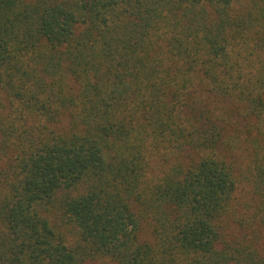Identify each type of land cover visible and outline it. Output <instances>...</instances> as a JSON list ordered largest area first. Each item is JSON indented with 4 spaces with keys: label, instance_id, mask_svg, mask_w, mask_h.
I'll use <instances>...</instances> for the list:
<instances>
[{
    "label": "trees",
    "instance_id": "trees-1",
    "mask_svg": "<svg viewBox=\"0 0 264 264\" xmlns=\"http://www.w3.org/2000/svg\"><path fill=\"white\" fill-rule=\"evenodd\" d=\"M0 264H264V0H0Z\"/></svg>",
    "mask_w": 264,
    "mask_h": 264
},
{
    "label": "rangeland",
    "instance_id": "rangeland-1",
    "mask_svg": "<svg viewBox=\"0 0 264 264\" xmlns=\"http://www.w3.org/2000/svg\"><path fill=\"white\" fill-rule=\"evenodd\" d=\"M216 103H220L218 100L216 101ZM221 104V103H220ZM226 104V103H225ZM239 196L242 197L243 199L246 198L247 199V196L245 194H241L239 193ZM236 230L237 228L235 226H233Z\"/></svg>",
    "mask_w": 264,
    "mask_h": 264
}]
</instances>
